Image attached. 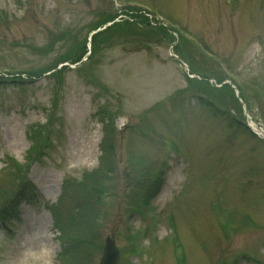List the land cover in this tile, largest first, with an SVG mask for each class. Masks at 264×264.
Here are the masks:
<instances>
[{
  "label": "rangeland",
  "instance_id": "obj_1",
  "mask_svg": "<svg viewBox=\"0 0 264 264\" xmlns=\"http://www.w3.org/2000/svg\"><path fill=\"white\" fill-rule=\"evenodd\" d=\"M0 9L9 17L0 73L33 81L0 83V175H16L0 209L20 179L38 184L32 198L15 195L25 201L8 219L14 232L0 222V264H61L51 203L65 183L98 234L86 264L98 263L107 235L118 264H264V139L246 126L264 130V0H0ZM105 18L97 28L130 22L138 34L99 45L100 30L85 60ZM163 18L191 35L190 59ZM62 65L57 80L49 73ZM106 133L113 160L94 171Z\"/></svg>",
  "mask_w": 264,
  "mask_h": 264
},
{
  "label": "trees",
  "instance_id": "obj_2",
  "mask_svg": "<svg viewBox=\"0 0 264 264\" xmlns=\"http://www.w3.org/2000/svg\"><path fill=\"white\" fill-rule=\"evenodd\" d=\"M17 3L22 4L21 1H17ZM1 13H4V16H2ZM107 20H108V18H105L101 23H95L94 29L97 28V26H100L101 24H103ZM1 22L5 23V24H7L9 22V17H8L7 13L5 11H3L2 9H0V24H1ZM158 24H159V27L161 28V30L163 31L164 35L167 34L170 37H172V40L174 42L176 41L174 43L175 48H178V46H181L182 47L181 49L184 51L185 55L188 56V59H190V57L188 55L187 47H188V45H191V43L185 37H183L181 35H178V37H176V39H174L173 34H172L173 31L170 28H168V27H166L160 23H158ZM94 29H91V30H94ZM127 31L130 33H133V34H138L136 31H134L130 27V22L119 23V22L113 21L112 23H110V25H108L104 29H102V33H104V34L102 35V41L101 42H103V43H101L99 45L105 44L108 40H111L115 35L120 36V35L126 34ZM100 32L101 31H98V32L92 34L91 41L93 44L96 42V40L98 38L97 36L100 34ZM95 47H96V44L93 45L89 54H91L93 52ZM69 49L71 51V50H73V47H69ZM81 58H82V55L78 56V58H77L78 61ZM88 58H89V56L87 57V59ZM201 64H204V62H202ZM55 66L56 65L52 66L51 68H54ZM194 66L198 67L195 64H194ZM66 68H67V66L64 65L59 69H55L50 74H52V76L53 75L56 76V73H59V76L58 77L56 76L57 80H59L60 74ZM78 68L79 67H77V69ZM29 79L25 80L22 77H20L19 75L16 77L15 76H8L7 78L0 76V83L3 84V82L9 81V82H13L14 84H17V85H24L26 82H32V80H29ZM195 81L204 84V86H206L208 88H212V85L209 82H207L208 81L207 79L201 80V81H200V79L199 80L195 79ZM103 115L105 116V113ZM109 124H111V123H109V122L102 123L103 130L106 131V127ZM110 136L111 135H109L108 133H106L103 136L102 144H104V146L107 148L103 152H101V154L99 156V160H98L99 165L97 166V168L94 171L100 170V169L107 171L108 170V164L111 163L113 160L112 158H113L114 143H113V140L110 138ZM15 178H16V175L14 176V174H12L11 172H10L8 177H6L4 175H0V191H3L0 198L3 195H8V193L10 191H12V187L14 186V183H15L14 182ZM20 184H21V179H20L19 185L17 186V189H15L13 191V195L5 201V204H3L2 208L0 209V215H2L3 211H5L9 206H12V203L15 202V199H14L15 195L18 192H21L22 188L26 187L23 184H21V186H20ZM67 186H68L67 183L63 184L59 197L57 198V200L54 204H51V214L53 216V220L55 222V225L58 228L60 240L62 237L65 240V245L63 247L62 252L60 253V254H63L65 257H63L60 260V263L61 264H86V261L88 259L87 248L89 246L86 242H89L91 240H95V242H96L98 240V234L96 231L95 237L92 236V227H91V225L89 226V220L87 219L88 210H87V207L85 205V202L80 201V199L77 197L75 200L73 190L68 189L66 192ZM19 188H21V189L18 190ZM156 189H157V186H153L152 189L150 190L152 192L149 195H152L153 193H155ZM67 200H69L71 203H75L74 201H77L76 202L77 203L76 212L74 213L75 216L70 223L68 222L69 213L66 211V207H65V203L67 202ZM0 201H1V199H0ZM9 209L10 208H8L7 210H9ZM4 215H8V214L5 213ZM73 237H74V239H71ZM67 248H68V254H66Z\"/></svg>",
  "mask_w": 264,
  "mask_h": 264
},
{
  "label": "water",
  "instance_id": "obj_3",
  "mask_svg": "<svg viewBox=\"0 0 264 264\" xmlns=\"http://www.w3.org/2000/svg\"><path fill=\"white\" fill-rule=\"evenodd\" d=\"M119 259V251L116 247L114 239L107 236L104 240L103 251L98 264H117Z\"/></svg>",
  "mask_w": 264,
  "mask_h": 264
},
{
  "label": "bare ground",
  "instance_id": "obj_4",
  "mask_svg": "<svg viewBox=\"0 0 264 264\" xmlns=\"http://www.w3.org/2000/svg\"><path fill=\"white\" fill-rule=\"evenodd\" d=\"M249 124H250L251 127H252L253 129H255L260 135L263 134L264 131L259 127L258 124H256L255 121L252 120L251 122H249Z\"/></svg>",
  "mask_w": 264,
  "mask_h": 264
}]
</instances>
